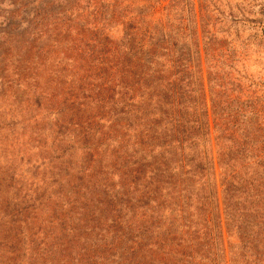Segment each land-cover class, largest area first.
Returning <instances> with one entry per match:
<instances>
[{
    "label": "rangeland",
    "instance_id": "obj_1",
    "mask_svg": "<svg viewBox=\"0 0 264 264\" xmlns=\"http://www.w3.org/2000/svg\"><path fill=\"white\" fill-rule=\"evenodd\" d=\"M204 3L199 33L177 37L185 100L212 119L233 112L231 95L243 118H264V0ZM86 7L0 0V264H162L163 220L131 181L137 132L113 94L87 91L63 33L64 12ZM110 19L74 22L100 50L124 35Z\"/></svg>",
    "mask_w": 264,
    "mask_h": 264
},
{
    "label": "trees",
    "instance_id": "obj_2",
    "mask_svg": "<svg viewBox=\"0 0 264 264\" xmlns=\"http://www.w3.org/2000/svg\"><path fill=\"white\" fill-rule=\"evenodd\" d=\"M79 1L87 7L64 12L62 32L87 91L113 94L125 129L137 132L131 181L143 189L150 219L163 220L165 238L154 244L162 264L168 257L169 264H264V118H243V103L231 95L227 115L194 113L178 84L177 37L199 33L194 17L205 0ZM89 15L95 24L120 21L123 38L100 50L95 39L88 44L74 21Z\"/></svg>",
    "mask_w": 264,
    "mask_h": 264
}]
</instances>
